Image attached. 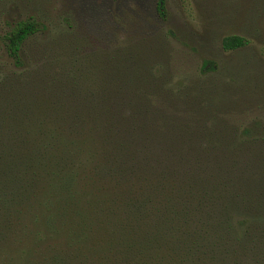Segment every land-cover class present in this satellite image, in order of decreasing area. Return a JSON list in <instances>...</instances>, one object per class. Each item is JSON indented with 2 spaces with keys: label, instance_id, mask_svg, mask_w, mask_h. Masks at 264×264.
Wrapping results in <instances>:
<instances>
[{
  "label": "rangeland",
  "instance_id": "374dc122",
  "mask_svg": "<svg viewBox=\"0 0 264 264\" xmlns=\"http://www.w3.org/2000/svg\"><path fill=\"white\" fill-rule=\"evenodd\" d=\"M158 2L0 0V107L3 109L8 99L14 100L16 108H31V117L41 112L53 113L42 128L49 132L56 130L57 126L64 145L59 147H65L70 156H78V159L74 157L75 163L82 169V164L90 157L79 152H86L91 145L97 148L101 130L94 119L91 121L96 131L89 133L86 128L80 135L76 134L72 125L81 124L73 113H94L100 117L99 113L112 112L108 108L113 105L117 113L120 111L125 115L124 121L129 118L127 115L138 114L132 102L117 106V100L121 98L117 93L120 86V94L130 101L138 96L135 85L145 88L152 101L151 107H147L149 112L163 109L167 115L181 119L186 125L195 122L188 117L199 113L201 119V115L206 117L197 123V128L202 129L208 124L212 129L232 131L255 125L258 127L254 130L255 136L263 135L264 0H164L162 13L157 9ZM22 21L31 23L37 32L23 43L24 66L22 70H16L8 53L6 36L16 23ZM232 35L247 39L248 44L238 50H224L223 39ZM205 60L214 63L209 66L208 73L203 71ZM31 69L37 72L34 74ZM61 69H67L68 74L63 76ZM64 78H69V85H63L67 83ZM25 79L30 80L31 88L27 91L22 85ZM163 81L168 82L166 88L160 87ZM145 82L147 85H143ZM42 84L46 86L42 87ZM71 84L77 87L75 93L81 96L80 100L72 97L68 89ZM88 92L96 97L88 98ZM107 97L113 99L106 103ZM121 105L123 109H120ZM21 112L18 111V119L12 124L7 120L8 114L0 116V138L3 140L0 145V264H103L108 254L118 264H123L120 247L109 251L102 241L96 249L81 250V257L80 254L76 256L64 231L63 236H56L54 208L39 204L48 184L46 189L39 190L35 176H30L34 180L24 187L29 185L31 188L18 198L16 194L12 195L13 182L6 177L7 166L13 163L18 167L19 159L26 153L18 151L22 144L16 135L19 131L25 132L26 125L31 133L36 132L33 122L23 118ZM230 142L233 143V139ZM242 143L250 146L247 142ZM223 144L228 145L229 141L224 139ZM175 145L180 147L181 143L175 142ZM248 150H242L239 145L238 153L233 149L228 151L230 156L219 152L205 156L202 161L207 166L205 172L215 170L224 159L227 164L229 160L238 161L243 157V165H253L247 158L251 154ZM234 153L236 157H233ZM178 156L168 154L164 158L171 165H179L174 161L180 160L183 178L190 176L189 167H197L194 159H189V155H183L181 159ZM240 167L243 170V166ZM38 169L32 165L29 171L34 173ZM32 189L34 192L29 193L28 190ZM78 199L84 203L82 195ZM241 209L249 211L247 217L254 216L256 205H245ZM259 210L258 217L264 223V207ZM244 228L237 227L239 235H247L243 248L242 243L234 242L233 253L224 256L225 249L220 247L219 241H209L213 244L214 258L199 264H264L263 229L258 233L255 226L251 227L254 231ZM100 233L108 235L104 231ZM184 247L173 241L162 254H177L179 250L183 252ZM104 253L107 254L103 256ZM148 254L143 251L132 259L131 264L136 260V264H149Z\"/></svg>",
  "mask_w": 264,
  "mask_h": 264
},
{
  "label": "trees",
  "instance_id": "16d2710c",
  "mask_svg": "<svg viewBox=\"0 0 264 264\" xmlns=\"http://www.w3.org/2000/svg\"><path fill=\"white\" fill-rule=\"evenodd\" d=\"M164 5V0H159V13L164 11ZM36 32L31 23L22 21L16 23L6 36L8 53L16 70H22L24 66L21 56L23 43ZM247 44V39L235 35L227 36L222 41L226 51L238 50ZM210 65L214 63L205 60L203 71L208 73ZM31 71L34 74L37 72L36 69ZM60 71L63 76L67 73V69ZM47 78L52 81L49 74ZM66 79L63 81L67 83L62 82L64 86L69 85V78ZM29 82V79L24 80V91L31 88ZM166 85V81L160 83L162 88H166ZM45 86L42 84V87ZM121 88L122 86L117 89L121 96L117 100V106L132 102L139 111L135 115L126 114L129 118L125 121V115L120 111L117 113L113 105L108 108L112 112L99 113L100 117H96L94 113H73L81 124L74 127L72 125L76 134L80 135L86 128L85 131L89 133L96 131L92 122L94 119L101 130L98 147L91 145L86 152H79L87 153L90 157L82 164L83 169L76 166L78 156H70L65 147H59L64 145L57 126L56 130L49 132L42 128L53 113L41 112L40 115L32 114L31 117V108H16L14 100L7 99L3 109L0 107V116L8 114L9 116H5H8L7 120L12 124L18 119V111H22L20 115L28 118V122H33L36 130L31 133L26 125L25 132L19 131L16 135L22 144L18 151L26 153L19 159L18 167L13 163L7 166L6 177L10 183L13 182L12 195L16 194L18 198V195L21 196L31 188L29 185L28 188L24 187L31 179L34 180L30 176H35L39 190H43L48 184L45 196L40 197L39 204L54 208L53 229L56 236H63L64 231L76 256L80 254L81 257V250L88 252L96 249V245L102 241L109 251L120 247L123 250V264H131L132 259L143 251L149 253V264H199L205 259L213 260L212 241H219L220 247L225 249L224 256L233 253L234 242L242 243L240 246L243 248L247 235L238 234V225L248 231L255 226L258 233L262 228L264 233L263 220L258 217L259 208L264 207V132L263 135L255 136L254 130L258 128L255 125L227 131L209 128L207 124L200 129L197 128V123L206 116L201 115V119L199 113L197 116L188 117L192 123L195 122L186 125L181 119L167 115L163 109L149 112L147 107H151L152 101L145 88L140 89L135 85L138 96L132 101L120 94ZM6 89L5 94L8 92ZM68 89L75 100H80L81 96L75 93V84H71ZM80 91L81 88L78 93ZM88 93V98L96 97L95 94ZM112 99L107 97L105 101L107 103ZM87 106L89 107V103ZM120 109H123V105ZM207 120H210L209 117ZM21 125L24 124L21 122ZM224 139L229 141L228 145L223 144ZM230 139H233L234 144ZM175 142H180L181 146H176ZM242 142H247L250 146H244ZM0 145H3L2 138ZM237 145H241L242 150L249 148L247 152L251 154L247 158L251 159L253 165H243V157L238 161L229 160L227 164H224L227 160L224 159L215 170L205 172L207 166L202 162L206 159L205 156L217 152L230 156L228 151L232 149L238 153ZM10 150L13 151V148ZM236 153L233 157H236ZM168 154L179 155V159L183 155H189L188 158L194 159L197 167L190 166L189 172L192 173L183 178L181 161H174L179 165L167 164L164 157ZM32 165L39 167L34 173L29 171ZM16 168L21 169L19 171ZM32 190H28L29 193L34 192ZM80 195L83 196L85 204L78 199ZM213 205L215 206L212 210ZM245 205H256L254 216H246L249 211L241 209ZM239 220L240 224L235 223ZM101 231L108 235L102 236ZM244 232L248 234L247 231ZM173 241H177L182 247L186 246L183 252L179 250L181 253L162 254ZM84 256L87 257L85 254ZM102 263L118 264L110 254ZM136 263L137 260L134 264Z\"/></svg>",
  "mask_w": 264,
  "mask_h": 264
}]
</instances>
